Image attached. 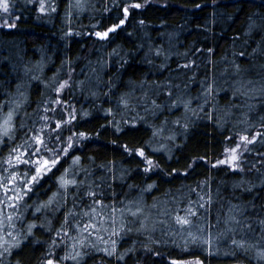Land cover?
<instances>
[{
  "label": "trees",
  "instance_id": "16d2710c",
  "mask_svg": "<svg viewBox=\"0 0 264 264\" xmlns=\"http://www.w3.org/2000/svg\"><path fill=\"white\" fill-rule=\"evenodd\" d=\"M133 3L142 7L125 19ZM9 4L0 10V125L13 116L0 164L34 135L50 148L58 133L64 144L77 135L32 192L0 205V264H264V0ZM53 105L71 120L56 131L42 119ZM241 136L256 139L245 148ZM238 143L240 168L218 164ZM8 167L0 180L14 195L11 173L19 188L28 166ZM65 168L79 184L66 199L53 195ZM189 208L191 223L178 224Z\"/></svg>",
  "mask_w": 264,
  "mask_h": 264
},
{
  "label": "snow or ice",
  "instance_id": "6c2138e0",
  "mask_svg": "<svg viewBox=\"0 0 264 264\" xmlns=\"http://www.w3.org/2000/svg\"><path fill=\"white\" fill-rule=\"evenodd\" d=\"M140 7H142V5H140L139 3L125 5L123 9L125 19L127 18L131 8H140ZM43 9H44V6L43 4H41V10ZM0 10H2L4 13L9 12L10 10L9 0H0ZM125 19H121L118 24H114L112 27L108 28L104 32H96L95 35L101 39L107 37L109 33L114 32L117 28L122 26L125 23ZM5 24H7L9 27L15 26L14 22L9 23L8 20H5ZM241 55H243V53ZM185 67H187V65H185ZM66 84H67L66 81L60 84V86L56 89L57 93H59L66 86ZM210 90H211V85L209 86V91ZM56 102L59 103L60 101L57 100ZM12 116H13V113L10 111L8 113L7 118L4 119L2 126H0L3 128V135H9L8 129L10 128V125H11ZM42 119L44 121H47L49 120V117L44 116L42 117ZM72 119H75L74 115H72ZM70 123H71V120L58 122L56 124V128L53 129L52 131L61 129L63 124H70ZM21 127H23V124L21 125ZM40 131L42 132L43 129H41ZM75 135L77 134L73 133V135L69 136L67 138V143L64 144V142L60 140V136L58 133L57 140L60 141V145L58 148L56 147L50 148L43 135H34L31 138L32 142L25 141L24 145L12 148L10 150L9 159L6 161L9 167L13 166V160H15V163L17 165H27L28 169L23 174L22 186L19 188H16L15 184L20 180V177L17 175L15 171L11 173V177L9 178L8 183L14 185L13 189H11V191L15 193L14 196H8L7 193L10 191V189L7 187V185L0 183V189H3V191L5 192V199L0 200V205L5 204L6 201H13V200L17 202L22 201L24 197L28 195V193L32 192L33 188L42 181L43 177H45L48 173H51L53 169L57 168L58 165L62 164V156L67 157L68 155H70L71 149L75 147V141L73 139ZM78 135L80 138H85V133L83 132L79 133ZM257 135H261V133H257ZM9 138L11 137L9 136ZM255 139L256 137H252L251 140H249L247 136L240 137V140L245 142V148L247 144L254 142ZM240 146H241L240 144H237L236 147L234 148L225 149L226 153H230V160H218L217 163L218 164L230 163L234 169L240 168V163H239L240 154L237 152V149ZM21 147L24 148V151L20 150ZM31 149H35V150L30 151ZM13 153H15L14 156H13ZM42 153H47L48 155H42ZM138 154L141 157H144V151L142 149L138 150ZM32 157H36V159H32ZM78 161H79V157H73V164H76ZM147 163L150 167L152 166L151 160H147ZM189 167H191V165H189ZM147 170L148 169H145V171ZM68 176H69V169L65 168L61 176L57 178L58 192L53 194L54 197L62 195L66 199L68 195L70 194V189L72 187L79 188L78 182L75 179H69ZM80 183H83V182L81 181ZM60 190H62V192ZM52 202H53V198L50 197L49 201L46 204H44L43 207H47L48 204H51ZM97 203H99V201H97ZM9 206L15 208L17 204H10ZM201 207H203V205H201ZM36 210L40 211V208L38 207ZM85 215H87V213H85ZM192 215H195V213L192 212L191 209L189 208L187 210V214L185 217H181V216L176 217V222L181 225L190 224L191 221L188 219V216H192ZM8 220L11 221L12 216H9ZM65 220L67 221V216L65 217ZM261 223L264 224V221H262ZM33 227H35V225H29V232H31V229ZM86 230H87V226L85 228V231ZM13 239H16V238L13 237ZM195 239L196 237H193V240ZM233 243L236 244L237 242L233 240ZM53 246H55V241H53ZM238 246H242V244ZM12 247H20V241L16 240V243L12 245ZM5 250L10 251V249H5ZM105 251L108 255L113 254L112 252H108L106 249ZM80 255L81 253L77 252L76 256L70 257L66 255L65 257H62L61 259L71 258L75 260L76 257ZM46 264H58V261H54L52 258H48L46 261ZM172 264H184V262L174 260L172 261ZM195 264H200V262L196 261Z\"/></svg>",
  "mask_w": 264,
  "mask_h": 264
},
{
  "label": "rangeland",
  "instance_id": "374dc122",
  "mask_svg": "<svg viewBox=\"0 0 264 264\" xmlns=\"http://www.w3.org/2000/svg\"><path fill=\"white\" fill-rule=\"evenodd\" d=\"M70 4L72 5L73 4V6L75 5L74 4V2H70ZM39 67V66H38ZM34 68H35V66H34ZM60 86V84H56V86L54 87V88H58ZM55 89V90H56ZM63 89H65V88H63ZM62 89V90H63ZM61 90V91H62ZM61 91L59 92V93H57V94H60L61 93ZM57 92V91H56ZM11 103H14V101L13 102H11ZM57 103V102H56ZM56 103H54V104H56ZM54 106H56V105H53V107L49 110V111H53L52 113H50V115H49V122L48 123H50V125H53V127H54V129L56 128V124L58 123V122H61L60 121V119H59V117H66V115L67 116H69V114L64 110V109H62V107L60 108V109H57L56 107H54ZM48 111V112H49ZM62 112L61 113V115L59 116V115H56V112ZM45 125H47V124H45ZM0 126H2V125H0ZM62 128H63V125H62ZM61 128V129H62ZM57 130H59V129H57ZM0 136H3V128L1 129L0 128ZM238 144H240V143H238ZM242 146V145H241ZM238 150H242L240 147H239V149ZM228 157H230V153H228ZM9 159V156H7L6 157V159L3 161V163H1L0 164V168H3V167H7V166H9L8 165V163L6 162L7 160ZM13 165H17L16 163H15V160H13ZM9 168V167H8ZM0 183H3L4 184V182H2V180H0ZM9 188V187H8ZM1 192H2V196H1V199L0 200H4L5 199V192L3 191V189L1 190ZM8 196H14V195H11V193H9V194H7ZM8 202H10V201H8ZM16 202V201H15ZM0 237H2L3 238V235L2 236H0ZM0 240H2L1 238H0ZM195 262H196V260H193V261H189V262H187V264H195ZM201 264V263H200Z\"/></svg>",
  "mask_w": 264,
  "mask_h": 264
}]
</instances>
